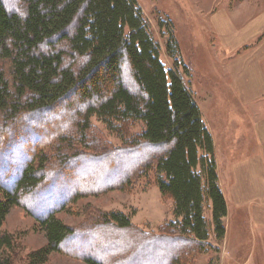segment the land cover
<instances>
[{"label":"trees","instance_id":"trees-1","mask_svg":"<svg viewBox=\"0 0 264 264\" xmlns=\"http://www.w3.org/2000/svg\"><path fill=\"white\" fill-rule=\"evenodd\" d=\"M159 27L175 56L172 28L164 20ZM174 66L162 60L137 0H0V264H13L14 240L2 227L20 205L47 239L27 264H45L54 252L87 264H186L212 248L211 235L224 240L228 208L214 138ZM76 96L79 107L70 101ZM93 118L123 145L100 137ZM151 173L173 201L174 236L146 235L122 213L76 228L56 217L82 196ZM99 234L100 249L87 252Z\"/></svg>","mask_w":264,"mask_h":264},{"label":"rangeland","instance_id":"rangeland-1","mask_svg":"<svg viewBox=\"0 0 264 264\" xmlns=\"http://www.w3.org/2000/svg\"><path fill=\"white\" fill-rule=\"evenodd\" d=\"M137 1L151 26L154 37L162 46V60L170 68H175L174 65H176L185 85L193 93L213 138L218 142L217 159L226 161V158L229 157L224 152L225 147L226 150H228V146L234 151L236 149L244 150V147H240L242 140L239 134L246 127L243 121L250 109L246 112L241 110V106L233 95L226 69L227 52L220 40L221 36L215 28L214 21L218 13H226L231 17L235 28L240 29L251 18L264 15V0ZM160 20L168 22L172 28L173 36L179 46L178 54L175 56L169 55L166 50L167 37L163 29L159 27ZM263 35L264 30L257 36V44L264 40ZM70 101L75 105L77 103L75 107H79L77 96ZM66 116L67 113L62 114V118ZM53 120L57 123L61 122L59 118H53L51 121ZM92 124L99 129V136L105 138L113 146L123 145L119 136L111 133L102 122L93 118ZM32 125L35 128L38 127L36 123ZM135 131H139V128L134 127L133 132ZM31 137L34 138L32 134ZM41 142L39 141V143ZM228 142L232 145H228ZM46 152L52 156L56 154L51 147H47ZM154 175L151 173L145 177L137 176L122 189L82 196L64 211L58 213L56 217L69 227L76 228L85 222L93 224V220L100 214L122 213L130 219L135 230L146 235L174 236L173 231H169V224L174 220L173 201L162 196ZM224 175L227 178V175ZM211 216L212 211L209 205L206 209V217L210 220ZM236 225L237 220L232 219L229 241L225 237L222 242L218 243L214 235H211L212 248L207 247L206 252L190 255L186 259V264H209L212 258L218 259V264H233L226 259H229L230 255L228 247L230 249L236 244V241H241L240 236L235 235ZM242 225L245 227V222ZM243 230L242 232H244ZM2 231L14 240V250L9 251L13 264H27L28 255L47 244L46 234L41 229L39 221L28 213L24 205L11 209ZM98 236L99 243H88L87 252L94 253V248L96 251L100 249L104 240L100 234ZM121 241H123L122 243L126 242L125 239H121ZM174 246V250L178 249L176 245ZM102 248L105 249V244L102 245ZM111 252L109 250L110 258L114 255ZM232 259L234 258L232 257ZM238 260L243 259L239 257ZM257 263L258 257H253L248 260L247 264ZM45 264L87 263L63 252H54Z\"/></svg>","mask_w":264,"mask_h":264},{"label":"crops","instance_id":"crops-1","mask_svg":"<svg viewBox=\"0 0 264 264\" xmlns=\"http://www.w3.org/2000/svg\"><path fill=\"white\" fill-rule=\"evenodd\" d=\"M214 22L227 52L226 69L233 95L241 110L250 109L243 121L246 127L239 134L240 147L245 149L234 151L228 146V151L225 147L229 157L226 161L217 159L228 208L225 237L229 241L230 226L235 219L237 233L234 232L241 238L228 247L230 255L226 260L247 264L250 258L258 257L257 264H264V40L257 44V36L264 30V15L251 18L240 29L235 28L226 13H218ZM244 46L252 47L241 51ZM214 142L217 151L219 144L215 138ZM239 257L243 260H238Z\"/></svg>","mask_w":264,"mask_h":264}]
</instances>
